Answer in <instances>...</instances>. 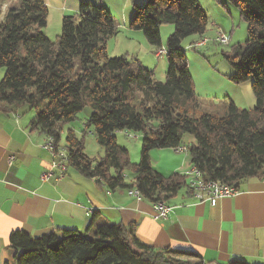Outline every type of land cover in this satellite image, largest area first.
<instances>
[{
	"label": "trees",
	"instance_id": "1",
	"mask_svg": "<svg viewBox=\"0 0 264 264\" xmlns=\"http://www.w3.org/2000/svg\"><path fill=\"white\" fill-rule=\"evenodd\" d=\"M215 1L234 6L246 24L244 46L225 58L234 83L251 82L252 110L230 101L223 116L199 113L180 48L184 39L206 31V13L198 0H145L143 6H133L129 29L165 50L168 70L163 82L137 60L107 56L106 42L117 25L104 7L80 4L76 18L63 16L61 35L51 42L41 32L48 15L44 1L17 0L0 19V112L35 110L29 130L51 140L54 153L62 149L68 167L109 191L136 190L150 204L168 203L179 192L190 196L185 175L161 174L149 157L152 150L183 147L185 133L195 139L184 146L189 164L204 181L238 186L244 180L264 179V0ZM162 25L173 26L165 47ZM86 101L92 113L84 125L104 149L100 160L84 154L83 140L71 130L65 146H59L62 125L72 122ZM117 132L142 134L138 163L132 164L128 152L117 145ZM99 218L95 213L83 234L67 229L39 237L11 232L14 264H204L187 253L142 244L132 226H94Z\"/></svg>",
	"mask_w": 264,
	"mask_h": 264
},
{
	"label": "crops",
	"instance_id": "2",
	"mask_svg": "<svg viewBox=\"0 0 264 264\" xmlns=\"http://www.w3.org/2000/svg\"><path fill=\"white\" fill-rule=\"evenodd\" d=\"M23 110L0 112V264H14L11 232L39 237L67 229L83 234L95 213L100 218L94 226H132L137 239L154 249L187 253L204 264H264L263 178L242 181L237 196L215 206L195 203L179 192L167 203L170 214L156 219L152 204L137 201L126 190L109 191L66 164L64 173L52 169V155L43 149L46 139L29 130L31 117L23 123ZM160 151L177 154L171 174L188 171L182 170L185 160L179 159L186 153Z\"/></svg>",
	"mask_w": 264,
	"mask_h": 264
},
{
	"label": "rangeland",
	"instance_id": "3",
	"mask_svg": "<svg viewBox=\"0 0 264 264\" xmlns=\"http://www.w3.org/2000/svg\"><path fill=\"white\" fill-rule=\"evenodd\" d=\"M47 8V24L41 32L51 41L56 42L61 35V20L63 16H74L80 4L89 3L94 7H104L117 25L116 34L106 42V53L109 58L125 57L128 61L137 60L144 68L152 72L156 81L163 82L168 70L165 55H160L163 49L150 46L139 31L130 30L128 25L133 14V6H143L145 0H43ZM207 17L206 31L202 36H190L184 39L180 48L185 55L188 72L194 84V94L200 103L199 113L223 116L227 104L231 101L239 109L252 110L255 98L251 89V82L236 84L231 80L234 74L226 56H230L239 46H244L247 40L246 24L240 19L238 10L223 1L225 6L217 4L215 0H198ZM222 3V2H221ZM17 4V0H7L0 3V19L7 10ZM173 32L172 25H162L159 29L162 47H165L168 36ZM222 36L226 44L218 40ZM191 48H190V47ZM195 48V49H193ZM3 69H0V80ZM139 97V96H138ZM136 103H138L136 101ZM41 105V103H37ZM35 110H23V123L34 117ZM88 101L75 119L62 125L59 146H65V136L68 130L73 131L78 140H83L84 154L89 159L104 158V149L96 142L92 129H87L85 123L91 116ZM117 145L128 152L132 164L140 158L141 133H115ZM46 142V140H45ZM195 139L190 134H182V145L194 144ZM45 145V143H44ZM43 145V147H44ZM46 150L45 148H43ZM47 151V150H46ZM49 152V151H48ZM50 153V152H49ZM151 166L159 173L167 175L173 172L177 154L152 150L150 152ZM185 153V152H179ZM179 157L183 161L182 170L188 168L187 154ZM186 157L188 162L186 161ZM53 159V158H52ZM130 174V173H128ZM184 174V173H182Z\"/></svg>",
	"mask_w": 264,
	"mask_h": 264
},
{
	"label": "built area",
	"instance_id": "4",
	"mask_svg": "<svg viewBox=\"0 0 264 264\" xmlns=\"http://www.w3.org/2000/svg\"><path fill=\"white\" fill-rule=\"evenodd\" d=\"M218 40L220 42H226L225 38L222 36H219ZM191 48V47H190ZM163 49V48H161ZM195 49V48H193ZM160 55H165V50L160 51ZM44 148L48 151V147L44 145ZM186 152V149H185ZM54 162L52 163V169L57 168L58 170H61L64 173L65 165L61 162L60 156H52ZM188 173H194L195 175V185H202V175L201 173L195 169L194 167H190ZM51 171L48 173H45L42 177L43 179H46L48 176H50ZM203 188H209V197L208 198H197L194 194V190L189 192L190 198L195 203H207L210 206H215L220 200L222 199H229L237 196L240 192L238 187H233L230 189H222L217 188V186H202ZM127 194L129 196L134 197L136 200V191H133V189L128 190ZM138 201V200H137ZM171 206H163L161 208H153L154 217L156 219H165L171 212Z\"/></svg>",
	"mask_w": 264,
	"mask_h": 264
},
{
	"label": "bare ground",
	"instance_id": "5",
	"mask_svg": "<svg viewBox=\"0 0 264 264\" xmlns=\"http://www.w3.org/2000/svg\"><path fill=\"white\" fill-rule=\"evenodd\" d=\"M221 44H226V42H221ZM190 47V46H189ZM48 139V138H46ZM45 145L48 147V151L52 156H60L61 162L65 165L66 164V159H65V154L62 149H59L56 153L53 152V146L51 144V140H46ZM57 148V147H56ZM177 152H185L184 147H179L176 149ZM186 177V183H187V188L189 192L194 190V194L196 195L197 198H208L209 197V188H203L202 186H217V188H222V189H230L233 187H238L234 185H226V184H221L217 182H211V181H204L202 178V185H195V175L194 173H188V171L184 174ZM136 191V190H133ZM136 198L140 200L141 196L140 194L136 191ZM167 203H155L152 204V208H161L163 206H167Z\"/></svg>",
	"mask_w": 264,
	"mask_h": 264
}]
</instances>
